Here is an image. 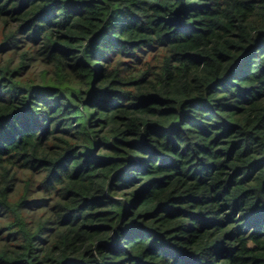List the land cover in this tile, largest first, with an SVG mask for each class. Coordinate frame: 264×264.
I'll use <instances>...</instances> for the list:
<instances>
[{
	"label": "trees",
	"instance_id": "16d2710c",
	"mask_svg": "<svg viewBox=\"0 0 264 264\" xmlns=\"http://www.w3.org/2000/svg\"><path fill=\"white\" fill-rule=\"evenodd\" d=\"M0 264H264V0H0Z\"/></svg>",
	"mask_w": 264,
	"mask_h": 264
},
{
	"label": "rangeland",
	"instance_id": "374dc122",
	"mask_svg": "<svg viewBox=\"0 0 264 264\" xmlns=\"http://www.w3.org/2000/svg\"><path fill=\"white\" fill-rule=\"evenodd\" d=\"M22 53H23L22 51H19L18 53H16L15 57L16 58L18 56L20 57V55H22ZM12 54L13 53H10V54L6 55L5 58L6 59L10 58L12 56ZM41 70L42 69L38 65L37 66L35 65V66L31 67V71H30L29 75L27 76V79L26 80L31 79L29 81H32L33 82V80H35L36 82H38V79L40 78L39 76H40V71ZM21 189H22V185L19 184V190H21Z\"/></svg>",
	"mask_w": 264,
	"mask_h": 264
}]
</instances>
